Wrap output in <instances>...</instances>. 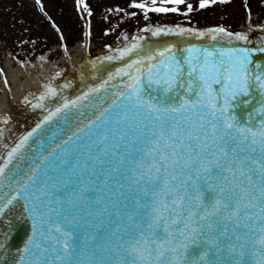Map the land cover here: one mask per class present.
Segmentation results:
<instances>
[{
  "label": "snow or ice",
  "instance_id": "6c2138e0",
  "mask_svg": "<svg viewBox=\"0 0 264 264\" xmlns=\"http://www.w3.org/2000/svg\"><path fill=\"white\" fill-rule=\"evenodd\" d=\"M217 2L128 0L109 11L124 23L175 13L190 24L195 6ZM138 32L208 46L124 34L123 47L105 45L103 59L120 62L106 80L71 99L54 83L61 72L42 83L32 107L46 114L0 158V251L15 250L16 264H264V40L248 46L247 33L223 26ZM58 96L54 108L42 103ZM86 107L92 117L66 139L22 151L42 126L60 130ZM16 222L29 225L22 247L11 242Z\"/></svg>",
  "mask_w": 264,
  "mask_h": 264
},
{
  "label": "rangeland",
  "instance_id": "374dc122",
  "mask_svg": "<svg viewBox=\"0 0 264 264\" xmlns=\"http://www.w3.org/2000/svg\"><path fill=\"white\" fill-rule=\"evenodd\" d=\"M0 1V10H3L0 13L2 16L0 20V80H7L5 65L7 57L15 66L16 62L29 63L38 55L47 52L49 60L58 62L65 52L75 54L76 48H81L83 23L75 9L76 0ZM84 2L88 4V9L83 10L91 33L90 56L108 49L105 45L112 47L118 45L123 40L124 34L130 35L145 23L218 25L234 32L245 31L248 25L258 27L264 24V0H225L206 9H199L197 5L194 12L189 14L190 24L188 17L177 16L175 13L149 14L150 21H145L141 14L139 22L133 17L124 23L109 9L116 6L123 8L128 0H84ZM2 3L5 5L3 6ZM88 11H91V16L88 15ZM117 24L120 25L118 31L105 34L106 29L115 28Z\"/></svg>",
  "mask_w": 264,
  "mask_h": 264
},
{
  "label": "water",
  "instance_id": "95a60500",
  "mask_svg": "<svg viewBox=\"0 0 264 264\" xmlns=\"http://www.w3.org/2000/svg\"><path fill=\"white\" fill-rule=\"evenodd\" d=\"M80 17L84 22V31H83V43H82V51H83V60L79 64L78 67L71 68L68 66L62 67L57 70L59 72L67 73L61 74L60 77H57L54 81L55 85L62 88V96L66 98H74L79 95L83 91H87L88 87L94 86L97 83H100L102 80H106L108 73L113 72L115 67L120 66L119 61H106L103 59L105 55L109 54V51L105 54H99L96 57L90 59L87 56V48H88V22L81 10L80 7L77 6ZM169 24V23H166ZM156 25V24H154ZM181 25V24H180ZM144 26V25H143ZM172 26V25H169ZM185 26V25H183ZM218 26V25H213ZM264 26V24L260 25ZM200 29H206L209 27H196ZM257 28H253V30L242 31L249 34L251 44L248 46H261V41L264 40V31H261L260 28L258 31H255ZM145 35L146 39L142 41V43L147 45H159L165 43H177L179 47L183 48L187 43L196 44L198 47L208 46V41L206 39H198L192 37H180L174 35H167L161 37H153L150 33H136ZM133 34V35H136ZM217 47H227L228 45L224 43V39H221L218 42H213ZM121 45L120 47H123ZM241 46V45H236ZM261 55V54H256ZM75 69V70H74ZM56 71V72H57ZM54 75V74H53ZM52 77V76H51ZM50 77V78H51ZM49 78V79H50ZM68 84L69 87L63 88L64 84ZM110 84L117 83V81H109ZM41 90V86L33 91H29L19 102L10 101V105L8 109L2 111L0 116L6 113L3 117H8L7 124L0 122V158L6 157L7 152L11 150L12 147L19 141V139L25 135L27 132L31 131L35 128L36 124L40 122L43 116L46 114L41 108H33L32 105L37 103L35 97H38L39 92ZM39 90V91H38ZM38 91V92H37ZM37 92V93H35ZM35 93L34 95L28 97L30 103H24V97L29 96L30 94ZM96 96V94H93ZM99 100L107 101V96L102 92L99 95V98L93 101L96 104V107H100ZM20 103V104H19ZM42 103L46 104L49 108H54L58 103H62V99L60 96L53 98L51 100L43 101ZM85 104H88L89 101H85ZM19 104V105H18ZM106 106V104H105ZM84 112L83 116H78L76 110L70 114V119L68 123H64L63 120L59 121L60 130L57 128V123L49 122L48 125L42 126L41 129L37 130V133L33 134V137L29 140V145L22 150L28 156L38 155L39 150L43 147L46 151L50 150L55 144L60 143L62 140L66 139L67 136H70L72 132L76 130L78 126L83 123H87V120L92 117L95 109L91 107L83 108ZM53 133H55V140H53ZM3 162V159H0V163ZM15 163V161H14ZM17 226L15 227L12 233V244L18 245L22 247V239L24 238V234L29 231V225L27 222H16ZM18 260V255L15 250L11 252H3L0 251V264H16Z\"/></svg>",
  "mask_w": 264,
  "mask_h": 264
},
{
  "label": "bare ground",
  "instance_id": "6f19581e",
  "mask_svg": "<svg viewBox=\"0 0 264 264\" xmlns=\"http://www.w3.org/2000/svg\"><path fill=\"white\" fill-rule=\"evenodd\" d=\"M249 30L248 25L245 31ZM251 30H253L252 27ZM81 56L80 49L77 47L75 54L65 52L58 62L49 60L48 54H41L29 63L16 62L15 66L7 57L5 61L7 80H0V113L8 109L10 101L19 102L23 95L39 88L57 70L65 66L75 68L81 61Z\"/></svg>",
  "mask_w": 264,
  "mask_h": 264
}]
</instances>
